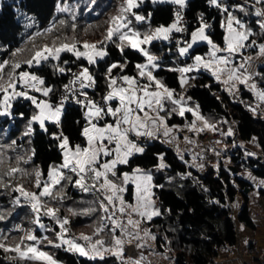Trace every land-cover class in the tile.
Segmentation results:
<instances>
[{"label":"trees","instance_id":"obj_1","mask_svg":"<svg viewBox=\"0 0 264 264\" xmlns=\"http://www.w3.org/2000/svg\"><path fill=\"white\" fill-rule=\"evenodd\" d=\"M122 2L123 0H95L94 3L92 0H0V62L12 59V53L17 49L23 50L19 53L20 58L23 59L16 60L28 59L33 51L38 49L37 47L31 49L32 43L38 38L35 35L27 44L29 41L27 37L34 30L40 35V32L51 28L52 31H48L49 36H58V39H55L57 45L61 42L72 43L75 40L73 38H76L72 37L74 33L82 32L86 28H93L92 32L100 36L101 33H106L108 21L112 16L117 15ZM221 2L253 31L254 35L249 39L257 42L254 47L264 43V31L257 23L261 17L255 15L254 9L246 3V0H221ZM64 4L70 7V12L58 11V6ZM239 4H245L246 11L236 10V5ZM177 9V5L172 3H153L152 0H147L136 11L149 19L144 22L133 20L132 25L141 32L147 31L149 27L151 29L158 26L167 27L174 21ZM183 13L189 26L188 41L191 39V32L200 26L202 14L204 21L210 25L207 30L211 40L220 47L224 46L226 35L224 20L227 13L210 5L208 0H189ZM28 18L34 22L32 27L28 25ZM61 20L66 23L60 24ZM73 24H75L74 30ZM44 33L46 32H43L42 36ZM52 40L54 41L53 38ZM178 46L170 42L157 41L150 47L152 52L160 53L162 50L168 52L161 68L154 72V76L169 89L175 90L177 98L184 91L180 83L181 74L171 65V57H174V51ZM24 47H30L31 50H25ZM207 51L208 46L204 45L197 47L193 55ZM107 52L105 58L93 65H89L85 59L78 60L70 52H62L57 61L50 59L32 68L22 64L17 72L27 70L43 78L44 85L53 89L48 98L52 103H56L73 73L82 67H87L95 80L94 89L86 91L87 94L103 97L109 91L107 69L110 64L125 65L123 70L119 67L113 69L112 76L119 78L127 75L137 78L136 65L147 61L140 52L128 47L121 53L112 42H107ZM59 68H64L65 71L61 73ZM9 71H11L10 67H5L4 72ZM256 84L260 89H264V67L256 76ZM186 86H189L186 96L191 98V104L195 102L199 105V113L214 126L216 132L220 133L225 141L229 139V144L233 143V138L237 135L239 143H254L261 151V159L255 156L246 157L245 152L235 146L230 151V158L238 174L223 167L218 170L212 167L195 169L184 161L169 143L159 139L143 138L137 139V142L144 147V152L133 156L128 164L119 166L116 172L121 176L125 172L132 174L134 169L139 168L150 173L151 184L155 187L154 199L161 214L147 225L157 237L155 242L160 251L170 252L176 264H213L222 248L234 246L238 242L237 221L253 227L247 206H244L235 217L232 205L238 195L244 194L245 188L250 187L249 182L239 176L240 173L248 170L264 179L262 159L264 115L261 113L264 112V104L258 105L260 100L257 95L244 87L239 88L238 95L230 94L224 90L222 84L205 72L192 78ZM33 94L39 97L38 93ZM2 96L3 94L0 93V98ZM173 107L178 106L168 104L164 112L170 126L193 122L194 115L190 112H186L184 117L178 112L167 116V110ZM251 108H256L257 113ZM10 112V115L0 116V160L3 161L0 163V174L11 167H19L26 172L31 170L30 174L39 169L44 174L41 179H46L50 167L61 164L63 160L59 147L60 140L55 138L61 132L69 138L70 145H86V139L81 134L87 124L84 108L66 107L59 125L48 122L44 128H41L39 124L34 123L31 135L25 134V126L30 122L31 117L38 113L36 106L24 97H17L12 101ZM110 121L108 116L102 120L103 123ZM228 129L233 131L230 137ZM18 157L22 159L18 161ZM161 163L165 167L160 169ZM33 181H35L34 175L25 176L22 173H16L13 177H3V183L10 187H0V215L5 216V219L0 220V242L14 245L13 238L18 236V228L22 227V221L28 217L29 207L14 203V198L18 197L19 193L12 191V187L17 184L26 186ZM67 185L69 186L66 188ZM66 186L63 189L66 200L81 198L80 189L77 190L71 184ZM133 191V185L129 186L127 200H132ZM22 199L24 198L21 197L20 202ZM88 204L84 205L77 201L79 212L72 218L73 221L86 226L96 220L86 212L82 213L92 208V205ZM47 221L49 219L45 220ZM37 236L42 235L37 233ZM66 249L63 246H51L46 251L61 264H120L114 256H107L103 260L89 259ZM0 264H37V262L21 260L17 253L5 252L0 248Z\"/></svg>","mask_w":264,"mask_h":264},{"label":"snow or ice","instance_id":"obj_2","mask_svg":"<svg viewBox=\"0 0 264 264\" xmlns=\"http://www.w3.org/2000/svg\"><path fill=\"white\" fill-rule=\"evenodd\" d=\"M92 2L94 3L95 0H92ZM144 2L145 0H123L117 15L112 16L108 21L109 26L104 39L97 43L84 41L78 47L76 41L72 43L61 42L59 45L54 41L51 46L46 44L34 50L32 55L26 60L18 61L13 59L0 62V93L3 94L2 98H0V116L11 114V101L13 99L24 97L30 100L39 109V112L31 117L29 132L31 131L32 122H39L41 128H44L46 120L59 125L63 112V100L60 106H53L46 100L38 101L35 96L29 95L28 90H32L41 92L43 96L48 97L53 89L47 86L41 87L45 84V81L34 73L27 70L17 72L22 64L32 68L33 66H40L50 58L59 60L62 52H70L78 60L85 59L89 65H93L97 63L98 59H103L108 55L107 42H112L121 53L124 52L125 47H130L141 52L147 58L146 64H137L136 68L138 69V76L141 78L146 77L148 80V83L141 84L136 77L127 75L119 78L114 77L112 76V70L118 67L123 70L125 65L110 64L107 69L109 91L102 97L104 103L101 105L87 99V93L82 91L95 84L89 68L82 67L79 73L74 74L75 78L70 81L69 85H65V90L75 95L76 90L71 85H75L78 82L79 89H81L79 95L85 97L84 100L77 99V103L82 104L87 109L84 113L87 124L81 133L86 139V145H70L69 138L61 132L55 138L60 140L59 147L62 151L63 160L61 164L50 167L46 179H41L44 174L39 169L30 174L19 167H11L0 174V187L5 188L10 187V185L3 183L4 176L13 177L16 173H22L25 176L34 175V186L40 191L31 192L25 189L23 184H17L12 187V191L19 193V196L14 198V203L19 204L20 198L23 197L37 214L35 219L37 224L40 223L39 214L41 211H43L44 215L57 220L60 226L57 238L60 243H54L48 240L47 237L39 238L33 232L28 231L14 245L0 242V248L4 249L5 252H15L21 260L34 261L37 264H59L52 254L39 247L44 240H47L54 247L67 245V251L75 252L89 259L99 258L103 260L106 255H111L117 258L120 264H151V261L148 260L142 250L151 248L148 241H155L157 237L150 229L142 228L141 225L144 221H151L153 217L161 214L152 199V177L150 174L142 172L139 168L134 169L132 174L125 172L121 176H117L116 172L117 165L128 164L130 157L136 153L144 152V148L133 139H130V136L155 138L163 129V136L169 137L176 126L169 127L166 123V117L160 115V112L165 111L166 101L178 106L167 110V116L177 112L180 116H184L185 112L188 111L192 112L197 120L203 121L204 127L214 128V126L210 125L199 115L198 106L197 109L185 107V98L183 96L176 98L175 90L166 87L153 75L151 70H148L158 66L155 63L158 58L142 47V45H148L154 40H168L173 32L187 31L186 28L180 26L183 20L181 10L186 6V0H152L153 3L170 2L179 6L175 13V19L167 27L158 26L155 29L149 27L147 31L141 32L139 29L134 28L132 24L133 20L144 22L149 19V17L136 11ZM208 3L219 8L223 13H227L224 20V25L226 26L224 47L215 44L206 34V29L210 25L204 21L201 14L200 26L190 34L191 42H186V46L180 47L179 53L183 56L193 44L199 41H206L211 46L210 58L205 60L204 57L197 55L194 57L195 63L193 65L175 69L181 73V87L183 88L188 83V79L183 74L203 67L212 71L213 76L217 80H220L222 74L226 75L223 83L229 85L230 90L235 88L237 83L243 84L255 92L260 101H264V89L258 90L257 84L252 80L253 76L258 75L252 67L254 58L241 55L240 62H236L234 59L236 54L241 53V50L257 45L255 40L250 41L249 39L254 35L253 31L247 28L241 19L233 15V11L229 10L221 0H208ZM246 3H249L251 8L254 9L257 17H261L257 23L261 30L264 31V0H246ZM257 5L261 7H256ZM236 10L246 11V5H236ZM58 11L70 12L71 9L67 4H64L58 6ZM65 23L66 21L64 20L60 21V24ZM72 27L74 30L75 24ZM47 31H52V29L50 28ZM22 51V49H17L12 53V57H16ZM218 53H227V55L218 56ZM258 54L260 57H264V43L259 44ZM64 63L66 64L67 61ZM5 67H10L11 71L5 73ZM58 70L61 73L65 71L64 68H59ZM5 76H7V79H5ZM118 80L122 83H118ZM18 85L20 90H18ZM188 99L191 98L189 97ZM114 100L117 101L115 107L108 103ZM251 110L255 112L257 109L251 108ZM151 113H154V115ZM107 116L114 118L113 122L100 125L98 122ZM93 121L97 122L94 123ZM188 127L190 131L203 130V128H196L195 121ZM25 134L29 133L26 132ZM228 134L231 135V129ZM174 140V136L170 138V142ZM185 140L192 143L188 137H185ZM13 144H15L14 141ZM105 157L112 158L104 159ZM20 159L22 158L18 157V161ZM160 159L162 161L163 157L161 156ZM0 163H3V161L0 160ZM198 166L202 167V165ZM160 167L163 168L165 165L161 163ZM109 174L120 180V183L110 179ZM129 181L136 186L137 195L134 204L126 202L122 195L126 190L123 185H126ZM66 184L78 187L83 192L95 190L103 194L104 199L100 201V208L105 215L101 217L102 223L97 226L93 235L99 237L100 233L107 229L111 236L110 242L99 238L93 240L92 236L84 234L79 237V239L86 242L83 245L76 242L75 238H65L68 232L66 228V225L69 224L68 218H59L57 215L59 209L48 206V202L42 198L47 197L51 200L63 199V189ZM69 211L72 212L71 209ZM89 211L92 210L90 209ZM3 219H5V216L0 215V220ZM103 221L108 223H103ZM117 231H119V235L116 234ZM25 240L32 243H25ZM134 241H140V243L135 245L136 248L141 249L139 257L125 256L126 245H131ZM151 254L156 253L153 250Z\"/></svg>","mask_w":264,"mask_h":264},{"label":"crops","instance_id":"obj_3","mask_svg":"<svg viewBox=\"0 0 264 264\" xmlns=\"http://www.w3.org/2000/svg\"><path fill=\"white\" fill-rule=\"evenodd\" d=\"M188 1L189 0H186V4ZM162 3H170V2H162ZM173 33L170 34V38L173 35ZM206 34L208 35L207 29H206ZM170 38L164 41L169 42ZM188 42L190 43L191 39ZM204 45L208 46L207 52L203 54L193 55V52L197 47H201ZM184 46H186V43L181 45L180 47H184ZM180 47L176 48V50L174 51V58L171 61L172 63L171 65H173V69H179L182 67L193 65L195 63L194 57L197 55L204 57L205 60L210 58L211 46L206 41H199L193 44V46L183 56L180 55L179 53ZM258 53H259V46L252 47V48H246V49L241 50V53L236 54L234 59L236 62H240L241 55L252 56L254 58L252 61V67H253V70L258 74L259 70L262 67H264V57H260ZM217 55L218 56L227 55V53H218ZM100 60L102 59H98L97 61H100ZM176 60H178L179 63ZM161 66L162 64H158V66L156 67L157 69L150 68L149 70H151L154 75V72L160 69ZM203 72L211 75L218 83L222 84L224 87V90H226L227 92H230V94L238 95L239 88L241 87H244L247 90L251 91L247 86L243 84H239V83L236 84L235 88H232L230 90V86L223 83V80L226 79V75L222 74L220 80H217L216 77L213 76L212 71L205 69L203 67L193 69V71L185 73L183 75L185 78L188 79V83H189V81L192 78H195L196 76H198L200 73H203ZM256 76L257 75L253 76L252 78L253 82L255 83H256ZM137 79L139 80L141 84L148 83V80L145 81L146 80L145 77L141 78L138 76ZM180 80H181V75H180ZM93 87L94 85L92 87L85 88L84 92L88 90H93ZM257 89L261 90L258 87V85H257ZM150 90H153V89H150ZM259 102L263 103L264 101H259ZM108 103L111 104L113 107H115L117 104V101L114 100ZM168 104L172 105L170 101H166L165 106H167ZM164 112L165 111L160 112V115L164 116ZM151 114L154 115V113H151ZM199 115L202 116L200 113ZM194 119H195V116H194ZM93 122L96 123L97 121H93ZM110 122H106V123H110ZM98 123L100 125L104 124L102 120H100ZM192 123L174 127L173 132L170 134L169 137L163 136L162 134L163 129H161V132L158 133L156 137L152 139L163 140L169 143L170 146L173 147L174 149L177 148L176 151H179L178 154L182 156L184 161L190 163L192 166L195 165L197 167H200L198 165H202V167H204L205 166L204 160H206L207 157H205V155L203 154V148L204 150L210 149L211 151L213 149L209 145L207 144L202 145L199 141H197L196 137L194 136L196 131L195 130L190 131L188 127V125H191ZM196 124L198 125L196 127L197 129L207 128V127H204L203 121L201 120H199V122H196ZM167 125L169 127H172L168 123ZM173 136L175 137V140L170 142V138ZM185 137H188V139L192 141V143H189L188 141H186ZM143 138H150V137H136L134 135L130 136V139H133L136 143H138L137 139L139 140ZM139 145L142 146L141 144ZM246 146H247V150L242 149L245 152L246 157L247 156L253 157V155H255V157H257L258 159L259 157H261V151L254 143H246ZM138 154H141V153H136L133 156L138 155ZM132 157H130L129 160ZM111 158L112 157H105L104 159H111ZM262 159L264 160V157ZM122 165L124 164L117 165L116 169ZM142 172L148 173L146 171H142ZM239 176L242 177L247 182H249L250 191L248 193L244 192V194L240 193L238 195L234 205H232L233 212H234L235 217H237L240 211L243 209V207L247 206L249 210V216L252 220L253 227L252 228L248 227L245 224L237 221L236 225H237V230H238V242L234 246H226L222 248L219 252L218 257L215 259V262L213 264H248L252 261H256L258 257H260L261 254L264 252V179L257 177L253 172L248 171V170L243 171L242 173L239 174ZM154 201L157 206V201L156 200ZM152 252L153 250H150L149 253L145 251V254H144L145 256H147L148 260L151 261V264H176V260L173 256L167 257L163 252L157 251L155 249H154V252L156 254H151Z\"/></svg>","mask_w":264,"mask_h":264},{"label":"rangeland","instance_id":"obj_4","mask_svg":"<svg viewBox=\"0 0 264 264\" xmlns=\"http://www.w3.org/2000/svg\"><path fill=\"white\" fill-rule=\"evenodd\" d=\"M145 1H147V0H145ZM156 3H160V2H156ZM178 7L179 6H177V8ZM28 25H30V27H32L34 25V22L31 19H29L28 20ZM133 27H135V26H133ZM48 29H45V31H42V33L40 32V35H37V30L36 31L34 30L29 35V37H27V41L29 40L27 42V44H29L32 41V38H33L34 35L38 37V38H36V40L34 41V43H32V45H31L32 47L30 46L31 49H34L36 47L37 48L42 47L43 46L42 43H44V45L47 44V45L51 46L53 44V42L55 41V39H58V36L50 37L49 36L50 34L47 31ZM92 31H94L93 28H86L85 30H82V32H76V33H74V35L72 37H76V38H73V39H75L74 41L77 42V46L78 47H80L84 41H87L89 43H97V42H99V41H101V40L104 39V36L106 34L105 32L101 33L100 36H97V34L95 32H92ZM43 32H46V33H44V36H42ZM52 38L54 39V41L52 40ZM157 41L165 42L163 39H158V40L152 41L148 45H142V47H144L145 49H147L150 52V54H152V55H154V56H156L158 58L157 61H155V63L158 65V64H163V62L165 61V57H166V55H167L168 52L165 51V50H162L160 53L152 52V50H151L150 47H151V45L154 42H157ZM181 45H179L178 47H180ZM26 47H24V48H26ZM30 47L26 48L25 50H29L30 51L31 50ZM125 48H127V47H125ZM128 48H130V47H128ZM81 50H83V49L81 48ZM135 51H137V50H135ZM20 57H21V55H19V54L16 57H12L11 56L12 59H10V60H13V59L14 60H16V59H18V60L23 59V58H20ZM173 58L174 57H171V60ZM166 60H168V59H166ZM55 61H57V60H55ZM176 61L179 63L178 60H176ZM146 63H147V61L144 64H146ZM81 70H82V68H81ZM5 79H7V76H5ZM145 79L144 80L147 81V78L146 77H145ZM158 80H160V79H158ZM17 87H18V90H20V86L18 85ZM41 87H45V85H42ZM183 88H184V91L180 94V96H183L185 98V101H186L185 107H190V108H193V109H197V106H198V110H199V105L197 103H195V102H193L194 104H191L192 100L191 99H188V97L186 96V92L188 91L189 86H184ZM28 92H29V95L35 96L38 101L39 100H46V101L50 102L53 105V103L50 101V99L48 97L43 96V94L41 92H35V91H32V90H28ZM32 93H38L39 94V97H37L35 94L32 95ZM12 101H11V103H12ZM259 104H260V102L258 103V105ZM38 112H39V109H38ZM190 113H192V112H190ZM254 113H257V112L255 111ZM261 113L264 115V112H261ZM185 114H186V112H185ZM185 114H184V116H185ZM108 117L111 119V122H113L114 118H112L110 116H108ZM194 121H195V124H196V122H199V120L196 119V116H195V119L193 120V122ZM48 122H52V121L46 120L45 121V124H44V127H45V125ZM34 123L39 124V122H32L31 123V126H30L31 127V131L30 132H29V122L26 124V126H25V133L26 132L29 133L27 135H31L32 134L33 124ZM197 126L198 125L196 124V127ZM229 130L230 129H228V132H229ZM215 132H216V130L214 128L207 127V128H203L202 131H196V133L194 134V136L196 137L197 141H199L202 145L203 144H207L210 147H212V149H213L211 151L210 149L209 150L208 149L207 150L206 149L204 150V148H203V154L205 155V157H207V159H206L207 161L204 160L205 161L204 162L205 163V166L204 167H197V166L193 165V167L195 169H203V168H207V167H212V168H215L216 170H218L220 167L229 169L230 166H234L231 163L230 151L232 149H234L235 146H238L237 148H240V149H243V150H247L246 143H244V142H240L239 145H237V143L233 141V143H230L229 144V139H226V141H225L224 138H223V142L218 143L216 145H211V144L207 143V141H202L203 139L200 141V139L198 137V135L200 133H215ZM232 133H233V131L231 132V135H232ZM226 137H228V136H226ZM229 137H230V135H229ZM113 147H114V145H113ZM175 150H177V148ZM177 152H179V151H177ZM253 156H255V155H253ZM259 159H261V158H259ZM188 164H190V163H188ZM160 169H161V167H160ZM30 171L31 170H28L29 173H30ZM148 174H150V173H148ZM117 176H120V175L117 174ZM109 178L110 179H113V180H116L117 183H120V180H117L116 177H112L111 174H109ZM34 184H35V181H33L32 183H30V184H28L26 186L25 185H23V186L28 191H31V192H39L40 190L37 189L34 186ZM131 185H133L134 191H133V195H132V198H131L132 200L130 201V200H127L126 197L129 194L128 187L131 186ZM68 186L69 185H67L66 188ZM123 186L126 189L122 193L124 200L126 202H128V203L134 204L136 202V195H137L135 184L133 182L129 181L126 185H123ZM75 188L77 190H79L78 187H75ZM154 190H155V187L152 184L151 191H152L153 195H154ZM80 193H82L81 198H77L75 200H72V199L66 200V194L63 196V199H60V200H51L50 198H47V197H44L42 199L48 202V206L59 209V211L57 213V215H58L59 218H61V219L65 218V217L68 218L69 224L66 225V228L68 229V232H67V234L65 236L66 239H73V238H75L76 239V242H78V243H80V244L83 245L86 242L84 240H82V239H79V237L81 236V234H84V235L92 236V239L93 240L99 238V239H103L105 241H109L110 242L111 241V236L109 235L107 229H105L103 232H101L100 235H99V237L93 235V233H94L95 229L97 228V226L102 223L101 217L103 215H105L103 213V211L101 210V208H100V201L104 199L103 194L101 192H98V191H95V190H93L92 192H83V191L80 190ZM152 199L155 200L154 197H152ZM78 200L81 203H83L84 205H86L88 203H90L88 205H92V208H90L92 211H89L90 209L88 211H82V213H85L86 212L87 215H90L91 217L96 218V220L94 222H92L91 224H87L86 226H83V224L81 225L79 222H76V221H73L72 220V218L75 217L78 214V212H79V210H78L79 207L76 205V203H77ZM105 203H106V201H105ZM20 204H21V206L22 205H26L27 207H29V212H28V217L25 218L22 221V223H23L22 224V227H19L18 230H17L18 231V233H17L18 236L15 237V238H13V240H12V242L14 244L15 243H18L20 241V238L23 237V236H25V234L28 231L33 232L36 236H37V233H41L42 236L41 237L40 236H37V237H39V238L47 237L48 240H51L53 242L60 243L59 239L57 238V234L60 232V226H59V223L57 222V220H55L52 217H49L47 215H44L43 211H41V213L39 214L40 223L37 224V223H35V219H36V215L37 214L32 210L30 204L29 203H26V201L24 199L21 200ZM74 205H75V207H74ZM155 207L157 208L156 203H155ZM70 209L72 210V212L69 211ZM73 213H75V214H73ZM117 215H119V213H117ZM156 217H158V216H155L153 218H156ZM46 219H49V221L45 222ZM148 222L149 221H144L142 223L141 227L142 228H148V229H150V227L147 225ZM47 223H49V224H47ZM103 223H108V222L107 221H103ZM116 234L119 235V231H117ZM25 243H32V242L25 240ZM136 243H140V241H134L133 244L126 245V247H125V256H127V257H133V258L139 257L140 252H141V249L136 248V246H135ZM148 243L151 245V248H145V249H143L142 251H143L144 254H145V251H147L149 253L150 250H154V249L157 250V251H160L158 249V247L156 246V242L155 241L149 240ZM51 246L52 245L49 244L47 240H44L43 243H41L39 245V247H41L44 251H46ZM63 247H66L67 248V245H64ZM160 252H162V251H160ZM163 253L167 257H171L172 256L170 254V252H168V251H165ZM107 256H111V255H106L105 257H107ZM59 264H61V263H59Z\"/></svg>","mask_w":264,"mask_h":264},{"label":"built area","instance_id":"obj_5","mask_svg":"<svg viewBox=\"0 0 264 264\" xmlns=\"http://www.w3.org/2000/svg\"><path fill=\"white\" fill-rule=\"evenodd\" d=\"M182 13L185 11V7L181 10ZM182 27L186 28L187 31H184V32H175L173 33V35L171 36L169 42L170 43H174V44H177V45H183L185 44L186 42H188V30H189V26L187 25V19L185 18L184 16V13H183V20L181 22V25ZM81 71V69H78L76 72L73 73L70 81H72L75 77H74V74L76 73H79ZM70 81L67 85L70 84ZM118 83H122L121 81L118 80ZM71 87L73 89L76 90V94L73 95L72 92H66L65 88L63 89V91L60 93L59 95V100L58 102L56 103H53L54 106H60L61 104V101L63 100V110L68 107V106H76V107H80V108H84L85 107L80 104V103H77V99H80V100H84L85 97L84 96H80L79 93L81 91V89H79V83L77 82V84L75 85H71ZM94 89V87H93ZM84 92V89L82 90ZM65 97H67L66 99H64ZM104 97V96H103ZM87 99L89 100H93L101 105H103V100H102V97H95V96H92V95H89L87 94ZM200 141H207V143L211 144V145H216L218 143H221L223 142V137L220 133L218 132H215V133H200L198 135ZM234 142H236L237 144L239 143V138L238 136H234V139H233ZM248 264H264V252L261 254L260 257H258V259L256 261H252Z\"/></svg>","mask_w":264,"mask_h":264},{"label":"water","instance_id":"obj_6","mask_svg":"<svg viewBox=\"0 0 264 264\" xmlns=\"http://www.w3.org/2000/svg\"><path fill=\"white\" fill-rule=\"evenodd\" d=\"M86 111V109H84ZM261 158V157H260ZM229 169L234 173V174H238V170L234 167V166H230ZM250 191L249 187L245 188L244 192L248 193Z\"/></svg>","mask_w":264,"mask_h":264},{"label":"bare ground","instance_id":"obj_7","mask_svg":"<svg viewBox=\"0 0 264 264\" xmlns=\"http://www.w3.org/2000/svg\"><path fill=\"white\" fill-rule=\"evenodd\" d=\"M145 150V149H144Z\"/></svg>","mask_w":264,"mask_h":264}]
</instances>
